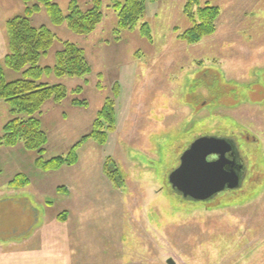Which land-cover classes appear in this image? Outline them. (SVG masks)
<instances>
[{
    "label": "rangeland",
    "instance_id": "374dc122",
    "mask_svg": "<svg viewBox=\"0 0 264 264\" xmlns=\"http://www.w3.org/2000/svg\"><path fill=\"white\" fill-rule=\"evenodd\" d=\"M55 1L66 11L68 0ZM186 1L145 0L135 28L119 33L113 0H102L103 20L89 35L51 24L44 9L31 17L81 46L91 65L82 77L43 78L81 85L88 106H72V94L45 102L42 157L64 156L88 134L117 83L115 128L104 144L84 140L76 162L56 170L38 168V153L21 144L0 148V264H264V0H199L219 14L214 32L195 43L177 37L191 24ZM23 7L0 0V32ZM142 22L151 39L140 34ZM60 47L56 39L40 62L52 65ZM10 117L0 101V129ZM208 135L232 139L244 177L211 198H185L169 175ZM107 157L120 186L103 172ZM16 174L28 178L24 187L8 186Z\"/></svg>",
    "mask_w": 264,
    "mask_h": 264
},
{
    "label": "trees",
    "instance_id": "16d2710c",
    "mask_svg": "<svg viewBox=\"0 0 264 264\" xmlns=\"http://www.w3.org/2000/svg\"><path fill=\"white\" fill-rule=\"evenodd\" d=\"M89 1L91 6L82 8L78 0H68L66 11H63L55 0H21L24 5L23 13L7 19L4 24L7 51L0 59V101L6 103L11 117L0 129V148L21 144L25 150L36 151L38 156L35 165L42 170H56L64 165H73L77 160L75 148L80 143L90 138L100 145L104 144L107 132L115 128L114 104L117 83L111 87L112 94L104 98L96 112L88 134L83 135L66 155L49 159L42 157L47 135L41 129L37 114L41 112L45 102H60L72 94V106H88L86 99L79 98L83 91L81 85L68 90L60 82H48L43 78L82 77L91 72V65L81 46L58 38L45 24H32L31 17L44 9L51 24L65 25L78 35H89L103 20L102 0ZM112 6L116 13V33L134 29L145 12V0H113ZM183 14L191 24L178 33L177 37L187 43H195L204 35L214 32L219 9L207 3L199 6V0H187L183 6ZM139 32L151 39L148 23L142 22ZM56 39L60 41L61 47L54 52V62L52 65H43L40 61L47 56ZM5 70L15 72L17 76L7 78ZM97 86L101 88L100 84ZM102 167L104 174L120 186L114 159L107 157ZM27 182L26 175L16 174L8 186L20 188ZM59 218L63 220L65 215L62 214Z\"/></svg>",
    "mask_w": 264,
    "mask_h": 264
},
{
    "label": "water",
    "instance_id": "95a60500",
    "mask_svg": "<svg viewBox=\"0 0 264 264\" xmlns=\"http://www.w3.org/2000/svg\"><path fill=\"white\" fill-rule=\"evenodd\" d=\"M228 140L216 136H201L195 139L181 154L180 164L169 175V181L176 193L185 198L207 199L238 186L243 179V164L238 168L221 154L217 159L207 156L226 150ZM223 149V150H224ZM167 264H174L168 258Z\"/></svg>",
    "mask_w": 264,
    "mask_h": 264
},
{
    "label": "flooded vegetation",
    "instance_id": "af4514ba",
    "mask_svg": "<svg viewBox=\"0 0 264 264\" xmlns=\"http://www.w3.org/2000/svg\"><path fill=\"white\" fill-rule=\"evenodd\" d=\"M208 136H214V135H208ZM219 137V136H216ZM219 138H224L225 140H228L230 142V144L227 145V149L225 150V147H221L220 148V152L221 153H213V154H209L207 156L208 160H214L217 159L221 154H223L229 161V164H233L235 165L234 167L238 168L239 165H242L243 162L240 158V155L238 153L237 147L234 145L232 139H230L229 137H219ZM224 149V150H223ZM243 170V177H244V173H245V167L243 166L242 168Z\"/></svg>",
    "mask_w": 264,
    "mask_h": 264
},
{
    "label": "crops",
    "instance_id": "0c3cea01",
    "mask_svg": "<svg viewBox=\"0 0 264 264\" xmlns=\"http://www.w3.org/2000/svg\"><path fill=\"white\" fill-rule=\"evenodd\" d=\"M4 20H2V22H3ZM1 28H2V31L0 32V57L2 58L3 57V55L6 53V51H7V38H6V34H5V30H4V23L3 24H1ZM46 78V77H45ZM52 76H51V80H52ZM51 82V81H50ZM53 82H54V80H53ZM24 187V186H23ZM20 188H22V187H20ZM62 214H64L65 215V218L63 219V220H61L59 217H61L62 216ZM58 219L60 220V221H65L66 219H67V214H66V212H63V213H61V214H59V216H58Z\"/></svg>",
    "mask_w": 264,
    "mask_h": 264
}]
</instances>
